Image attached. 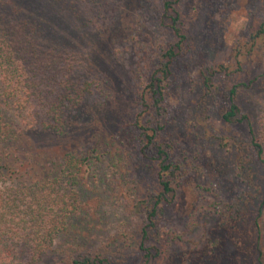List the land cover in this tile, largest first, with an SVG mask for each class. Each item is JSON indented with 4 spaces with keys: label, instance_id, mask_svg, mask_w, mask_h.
Returning <instances> with one entry per match:
<instances>
[{
    "label": "trees",
    "instance_id": "16d2710c",
    "mask_svg": "<svg viewBox=\"0 0 264 264\" xmlns=\"http://www.w3.org/2000/svg\"><path fill=\"white\" fill-rule=\"evenodd\" d=\"M41 2L95 31L112 28L119 0H0V264H201L211 252L223 261L227 242L264 264V0L246 1L226 63L210 57L219 25L198 17L227 19L234 0H138L156 55L132 117L47 159L28 154L29 132L65 134L109 95L53 43ZM120 134L127 151L109 143Z\"/></svg>",
    "mask_w": 264,
    "mask_h": 264
},
{
    "label": "rangeland",
    "instance_id": "374dc122",
    "mask_svg": "<svg viewBox=\"0 0 264 264\" xmlns=\"http://www.w3.org/2000/svg\"><path fill=\"white\" fill-rule=\"evenodd\" d=\"M246 1L234 0L231 15L227 19H221V14H214L212 11L198 13L200 14L198 18L205 20L210 27L214 23L219 25L223 42H217L209 49L210 57L214 62L226 63L233 60L230 47L233 42L242 41L245 18H249L245 16ZM35 6L33 12L42 19V24L53 43L63 45L80 54L83 70L90 76L100 79L109 95L108 99L98 107L86 105V116L72 122L65 134L29 132L25 142L28 154L46 159L57 158L71 147L95 138H108L120 131V126L127 123L134 113L135 94L140 78L150 68L156 51L151 44L152 32L149 18L139 17L142 13H139L138 0H119L117 11L113 16L112 28L95 29V31H91L87 25L75 19L59 5H54L51 10L47 5H43V2L40 6ZM256 18L260 19V14H257ZM196 21L197 18L187 16L188 26L193 28ZM200 39L201 34L196 31L192 36V44H196ZM254 55L258 60L264 58V47L257 50ZM175 91L177 90L173 88L167 99L170 106L174 108L173 113L183 96L178 97ZM185 124L181 122L178 129L183 128ZM109 143L122 148L123 151L128 149L124 134H120ZM145 172L147 174L146 169ZM181 214L182 209L179 211V216ZM106 234L105 231L104 237L95 236L93 243L88 247L96 250V247L101 245V238L107 237ZM223 251L226 254L223 261H218L215 252H211L206 254L201 264H221L224 261H230L231 264H251L252 262L247 255L237 252L231 242L224 244ZM131 256L126 261H129Z\"/></svg>",
    "mask_w": 264,
    "mask_h": 264
}]
</instances>
